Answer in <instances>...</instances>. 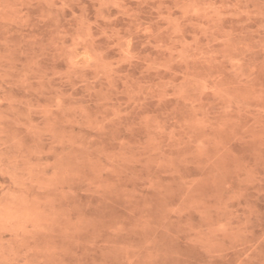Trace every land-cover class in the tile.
Listing matches in <instances>:
<instances>
[{"label":"clouds","instance_id":"clouds-1","mask_svg":"<svg viewBox=\"0 0 264 264\" xmlns=\"http://www.w3.org/2000/svg\"><path fill=\"white\" fill-rule=\"evenodd\" d=\"M39 2L46 5L41 21L70 7L68 0ZM140 2L156 4L153 11L158 21H169L158 30L143 23L136 28L149 36V42L157 41L153 47L159 56L141 57L133 51L131 37H119L115 45L120 48L119 59H107L90 44L94 40L91 25L81 17L80 32L71 46L63 43V31L57 34L59 39L50 41L68 67L48 76L41 72L37 52L48 45L39 44L37 36L17 42L9 39L11 33L4 35L7 27L0 28V264H67L63 258L67 248L52 242L41 246L36 241L57 229L73 235L81 231L85 222L72 220L67 205L78 195L77 182L89 168L94 175L86 179L84 191L91 194L126 191L119 183L121 173L126 166L141 162L145 167L171 169L172 174H179L178 165L192 162L209 170L205 177L183 181L188 189L184 199L164 211L166 222L171 215L196 209L209 222L197 237L209 252L217 248L218 236L236 235L245 227L233 224L231 213L236 209L232 205L242 201L253 186L264 194V0H172L171 6L166 0ZM24 6V0H0V25L21 22ZM108 7L133 18L140 15L126 0H101L100 18L109 20L102 11ZM188 28L198 35L185 46ZM165 32L167 41L161 39ZM21 57L28 59L21 61ZM133 62L144 64L142 76L154 78L141 79L121 71ZM88 70L95 74L92 79L86 75ZM56 77L80 79L89 95L96 97L100 111L93 115L85 103L66 105L62 92L56 98L64 103L55 99L42 108L9 91L39 92L40 88L32 87L34 83L43 88L45 79L51 82ZM206 85L213 95H206ZM217 97L223 103H215ZM149 104L156 110L148 111ZM56 112L63 114L64 126L78 125L87 134L64 130ZM34 113L45 122L35 121ZM138 127L146 130L147 138L134 145L128 136ZM109 137L118 143L117 151L106 150L103 141ZM233 141L254 145L253 157L242 159L232 152ZM229 171L238 177L235 188L227 179ZM105 173L117 180L105 182ZM221 180L229 192L226 199L209 203L192 198L197 184ZM145 189L162 191L163 187L149 178ZM216 213L223 218L214 220ZM138 226L151 229L152 218L141 216ZM111 231L118 234L124 227L118 225ZM118 250L125 257L122 264H162V253L153 239L143 247L120 245Z\"/></svg>","mask_w":264,"mask_h":264},{"label":"rangeland","instance_id":"rangeland-1","mask_svg":"<svg viewBox=\"0 0 264 264\" xmlns=\"http://www.w3.org/2000/svg\"><path fill=\"white\" fill-rule=\"evenodd\" d=\"M166 2L172 5V0H166ZM68 3L69 8L58 12L50 20L41 21L40 16L46 9V5L40 3L39 0H24L22 21L11 25H0V28H8V32L4 35L11 33L9 39L23 42L28 37L37 36L40 38L37 41L39 44L48 45L44 51L37 49L41 56V72L47 73L48 76L63 72L68 67L66 58L51 46L50 41L53 37L59 39L57 34L63 31V43L71 46L74 37L80 32L81 17L91 25L94 40L90 44L96 50L104 52L107 59H119L120 48L115 46L119 37H131L132 49L141 57L160 55V51L153 47L157 41L153 39L149 42V36L136 31L140 23L153 24L154 29L157 30L169 23L168 20L158 21V13L153 11L156 4H142L140 0H126L130 9L140 13L138 17L133 18L121 14L120 10L115 7H108L102 10L103 15L109 17V20H104L100 18L97 11L101 0H68ZM175 14L179 15V12ZM192 31L191 28L185 31V46L191 45L193 36L198 35L191 34ZM105 32L107 35L104 34ZM114 33H118V36L113 35ZM167 38V32L161 34V39L167 41ZM20 59L26 61L28 58L21 57ZM143 68L142 62H133L130 65H123L121 71L141 79L154 78L142 76ZM86 75L92 79L95 74L88 70ZM32 87L41 90L25 92L23 88H19L9 91L17 97L32 99L33 103L40 104L42 108L54 104L55 99L64 103L63 100L56 98L62 92L66 97V105L85 103L93 115L100 111L96 97L89 95L87 87L80 79L74 78L67 81L56 77L51 82L45 79L43 88L39 83H34ZM118 87L123 89V83L118 82ZM213 94L207 91L206 85V95ZM118 99L123 100L126 97L120 96ZM215 103L220 104L223 101L217 97ZM147 110H156L155 105L149 104ZM54 115L58 117V123L64 130L87 134V130L78 125L64 126L62 113L56 112ZM33 119L41 123L45 122L39 113H34ZM146 138L147 132L143 127L136 128L128 136L130 143L134 145L143 144ZM27 141L30 143L31 137H28ZM103 144L107 151L119 149L113 137L105 139ZM47 146L46 144L45 147ZM254 148L255 146L249 143L230 142L231 151L242 159H251ZM178 167L179 174H172L171 169H157L155 165L145 167L144 162L128 165L119 178V183L126 191L103 194H91L84 191L87 187L86 179L94 175L90 168L86 169L85 178L77 182L78 195L67 205L72 209L70 214L72 220L82 219L85 222L81 231L73 235L65 234L61 229H57L53 234H41L36 242L41 246L52 242L57 247L67 248V253L63 254L67 264H77L78 261H83V264H101L104 261L107 264H122L125 257L118 250V246L143 247L150 239L155 240V247L162 253V264H264V194L259 186L249 188L244 199L232 205L236 209L231 213L233 224L245 225V227L236 235L221 234L218 236L217 248L209 252L207 246L197 240L199 232L208 229L209 222L196 209H191L183 215H171L165 222V209L179 205L188 191L183 181L205 177L209 172L207 169L198 167L194 162L180 164ZM226 175L235 188L238 185V177L231 171ZM149 178L157 180L163 190H146L145 184ZM104 180L113 182L117 180V177L111 173H105ZM228 194L223 180L219 183L201 182L193 189L192 198L217 203L226 199ZM145 214L152 218L153 225L147 231L138 226L140 217ZM222 218V214H214V220L219 221ZM118 225H123L124 231L118 234L113 233L111 229ZM5 238H9L8 235ZM113 245L117 247L114 248ZM106 253L110 254L106 255Z\"/></svg>","mask_w":264,"mask_h":264}]
</instances>
